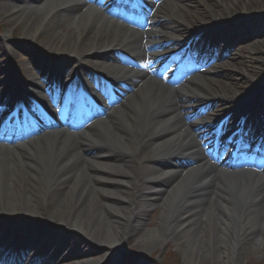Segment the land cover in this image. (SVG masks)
Returning a JSON list of instances; mask_svg holds the SVG:
<instances>
[{
    "label": "bare ground",
    "instance_id": "obj_1",
    "mask_svg": "<svg viewBox=\"0 0 264 264\" xmlns=\"http://www.w3.org/2000/svg\"><path fill=\"white\" fill-rule=\"evenodd\" d=\"M32 1L0 0V11L10 16L13 24L22 25L25 42L51 47L57 57L67 55L68 58L55 59L63 67L46 92H53L56 85L59 88L71 64L95 86L94 96L80 94L74 108L46 112L45 119L59 121L81 113L91 115L96 108L101 115L80 131L66 126L67 129L46 131L16 144L0 143L2 229L22 224L31 213L44 210L48 231L45 226L36 229L32 223L29 228L49 235L55 224L56 229L84 236L107 226L104 238L96 236L92 241L106 253L122 242L127 235L125 228L136 227L133 224L139 203L133 198L143 196L148 207L152 206L151 200L161 201L162 224L148 235L160 243L177 235L187 244L192 240L203 245L197 251L202 254L215 255L219 248L230 264H239L252 242L263 246L264 176L252 173L258 167L248 158H243L240 167L213 159L191 122L192 113L210 112L226 98L231 103L242 101L243 111L249 108V101L231 96L229 84L233 77L225 72L227 63L218 62L219 49L215 46L204 59L194 60L191 66L198 67L199 72L189 80H180L176 77L184 55L168 54L165 50L169 46H165L175 44L171 33L183 36L185 29L173 13L169 21L161 19L166 12L156 7L157 0H126L114 11L108 1L101 0ZM165 3L161 1V5ZM219 4L204 7L200 15L204 18L213 14L206 21L223 18L225 13ZM125 7L135 8L140 16L151 8H159L160 13L158 17L149 16L143 27H138L124 12ZM244 21L232 20L224 29L237 30ZM219 25L211 22L207 28L214 30ZM198 30L202 38L197 36L196 41L209 42L205 34L209 29ZM263 32L264 26L256 25L243 34L249 37L248 45L254 54L264 52V39L258 37ZM157 63L160 66L153 68ZM99 70L107 76H97ZM34 80L26 84L33 90L41 89ZM84 84L74 80L69 93ZM30 97L26 93V98ZM249 115L254 118L257 112ZM210 125L217 128L220 124L210 119ZM252 127L257 128V124ZM131 158L136 163L128 161ZM143 162L150 163L148 172ZM261 171L264 174V169ZM131 180L136 187L128 191L125 183ZM14 182L20 183L21 191ZM115 205H120L117 211ZM7 210L27 218L14 217L10 211L2 215ZM106 213H113L114 220L96 225L94 219L104 220ZM56 238H52L54 243ZM42 239L20 240L8 258L26 261ZM6 240L5 236L0 241V254ZM52 246L49 243L41 253L47 255ZM42 264H61V259Z\"/></svg>",
    "mask_w": 264,
    "mask_h": 264
},
{
    "label": "rangeland",
    "instance_id": "obj_2",
    "mask_svg": "<svg viewBox=\"0 0 264 264\" xmlns=\"http://www.w3.org/2000/svg\"><path fill=\"white\" fill-rule=\"evenodd\" d=\"M43 1L44 0H33L32 2L40 4ZM109 1L111 4V2L113 3L115 0ZM161 1L163 0H157L156 5V7L159 6L160 10L162 8L165 9L166 13H164L161 19L170 20L173 18V14H175L181 25H183V28L187 31L193 27V24L196 26H200L201 24L202 26L206 18L211 19L213 14H206L204 18L200 14L204 11V7H210V5L215 3H220L219 5H221L225 13L223 15L224 20L233 18L245 20L239 29L234 30V28H232L229 31H225L223 38L219 39L218 51H220V57L218 62L222 64L227 63L225 64L227 66L225 72H227L231 78L233 77V83L229 84L231 85V94H233L231 96L249 101V105L253 106L254 109L261 113V115L259 114L255 119L260 126L257 131L252 133L251 145L264 146V52H261L259 55L254 54L248 45L250 42L249 37L243 36L245 30L255 27L256 25L264 26V0H164L166 2L165 5H161ZM131 8L132 7H127L128 12ZM99 10L100 9L97 7V11ZM157 10L151 8V10L145 13L144 17L140 18V21L144 24L146 19L148 20V17L153 16V14L155 17H158L160 10H158L156 14ZM132 16L136 20H139L136 16ZM26 17L27 16H24V18ZM243 17L245 19H242ZM259 17L261 20L259 19V21L256 22V19ZM247 19L254 21H246ZM23 31L21 24H13L10 16L0 11V99H4L10 92L12 96L9 98V102H24V95L17 93L19 91L18 85L25 92L31 93L33 88L25 84L29 79L34 78V81L37 82L40 87L48 85L51 82L54 70L59 72L63 67H61L60 62H56L55 59L68 58L67 55L61 57L54 56V51L51 47L40 46L34 41L33 43L25 42L23 39ZM176 34L175 32L171 33V35ZM258 37L264 39V32ZM234 42L237 44L232 48L231 43L233 44ZM8 52H10L9 58L7 56ZM68 68V72L62 75V79L64 80L63 83L65 81H70L74 73L79 74L75 71L74 64L69 65ZM197 73L198 69L196 68H184L180 70L178 77H186L189 80L192 75ZM61 93H63V89ZM229 101L230 100L226 98V100L218 102L219 107L217 111L220 108L222 109L219 110L220 113L216 111L212 112L214 116L222 115L223 112L226 113L229 110L232 111L236 105H243V102L232 104ZM222 110L223 112H221ZM238 117L239 115L234 119L233 116H231V118L229 117L226 119V122L235 125L236 123L233 122H235ZM74 123L75 122L71 123V121H69V124H67L66 121H64L62 126L69 125L76 130H80L89 124V118H83L75 124ZM48 126L44 128L51 129V127H55V125L52 124ZM235 131L236 128L228 132L232 134ZM32 132L33 131L20 134L18 138H25ZM11 139L15 140V137H11ZM234 140H236V137H234ZM128 161L136 163L133 158L130 160L128 159ZM143 163L147 166L145 172H148V169L151 168L150 163ZM137 168L138 167H135V169ZM19 182L22 183L21 180ZM20 183L14 182V185L21 191V187L19 186ZM132 183V180L125 183L128 191L133 188ZM133 199L139 203V212L134 221L136 223L133 224V226L136 225V227L134 229L125 228V231L127 230V235L122 242L114 248L108 249L106 253L102 247L92 241L96 240V236L103 239L107 226L100 228V230H92V232L84 236H82V234H77L78 236H76L68 232L66 233V229L64 228L56 229L55 224L51 226V233L48 232L49 235L37 245L36 253H41L40 251L42 248L46 246L55 235L57 237L56 242L54 243V241H52L53 246L49 254L46 255V259H50L54 261V263L61 259V264H86V262L87 264L91 262H102L104 264H230L225 261L219 248L215 249V252L217 251L215 255L209 253L202 254L197 251L199 246L203 247V245L192 240L187 244L185 243L186 240L184 241L176 235V238L171 237L165 242L161 241L160 243V240L155 237L148 236L152 229H156L159 224H162L163 208L160 206L161 201L151 200L152 206L148 207L149 204H144L146 203L145 197L136 196ZM113 208L117 211L120 205H115ZM107 210L109 213L111 212L110 209ZM9 211L11 213L12 210H7L2 213V215L9 214ZM11 214L13 216H20L21 219L27 218L24 216L22 217L20 213ZM107 214L108 213H106V215ZM112 214L113 213L109 216L107 215L109 218L104 216V220L94 219L96 225L98 223L103 225L104 221L105 224L107 221H113L114 218L111 217ZM46 221L47 220L44 218V210H41L38 213H31L30 218H27L26 222L18 224L17 226H27L33 223L36 227L45 226L46 228ZM46 230L48 231V228H46ZM54 231H57V233ZM146 234L148 237L146 236L143 238L142 236ZM258 244V242H252L246 247L239 264H264V245L261 246ZM192 245H194V248Z\"/></svg>",
    "mask_w": 264,
    "mask_h": 264
},
{
    "label": "snow or ice",
    "instance_id": "obj_3",
    "mask_svg": "<svg viewBox=\"0 0 264 264\" xmlns=\"http://www.w3.org/2000/svg\"><path fill=\"white\" fill-rule=\"evenodd\" d=\"M122 2H126V0H116L117 4L122 3Z\"/></svg>",
    "mask_w": 264,
    "mask_h": 264
}]
</instances>
